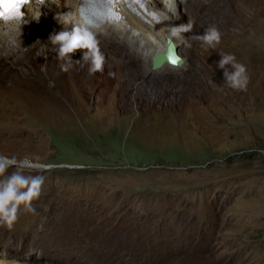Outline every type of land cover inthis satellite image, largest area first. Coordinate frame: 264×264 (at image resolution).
<instances>
[{
    "label": "rangeland",
    "instance_id": "1",
    "mask_svg": "<svg viewBox=\"0 0 264 264\" xmlns=\"http://www.w3.org/2000/svg\"><path fill=\"white\" fill-rule=\"evenodd\" d=\"M156 1L175 26L192 24L186 39L212 16L221 42L179 43L182 67L157 71L141 37L117 25L95 32L105 63L90 74L87 50L61 71L44 34L26 73L0 81V154L45 178L36 212L0 227V260L264 264V0ZM45 13L22 21L71 30ZM219 52L246 66V90L224 85Z\"/></svg>",
    "mask_w": 264,
    "mask_h": 264
},
{
    "label": "clouds",
    "instance_id": "2",
    "mask_svg": "<svg viewBox=\"0 0 264 264\" xmlns=\"http://www.w3.org/2000/svg\"><path fill=\"white\" fill-rule=\"evenodd\" d=\"M165 2L166 5L171 6L175 5L176 0H165ZM13 8L12 0H0V9L3 10L0 14L7 15ZM151 11L157 13V15L159 14L158 10ZM59 21L64 25L69 23L66 17L60 18ZM192 27L191 23L186 26L173 27L170 38H175L185 46H190L186 44L188 40L198 41L202 47L212 50H215L221 42L222 33L214 25L208 26L202 35L193 34L187 39L181 35V33L192 32ZM10 30L7 25L0 26V35H6ZM8 42L13 49L23 52L26 48L23 42V30L17 31L15 35L10 37ZM48 42L56 48L55 59L64 61L59 65L61 71L68 72L75 63H81L80 61L74 62L72 55L77 50H87L83 54V62H90L89 73L103 72L105 57L99 47L100 41L97 39V34L86 25L73 23L71 30H64L50 35ZM219 53L221 59L217 62V66L223 70L226 81L224 85L237 91L246 90L249 83L246 66L237 62L236 57L232 54ZM181 59L174 51V54L170 56V63L173 67H176L181 63ZM33 167H36V165L26 158L18 160L15 156L9 157L0 154V227L11 230L18 221L21 210L25 213L34 214L36 212L34 201L39 200L42 195L45 178L43 175L25 174V169ZM10 168L14 170L9 172ZM0 264L13 263L10 260H0Z\"/></svg>",
    "mask_w": 264,
    "mask_h": 264
},
{
    "label": "bare ground",
    "instance_id": "3",
    "mask_svg": "<svg viewBox=\"0 0 264 264\" xmlns=\"http://www.w3.org/2000/svg\"><path fill=\"white\" fill-rule=\"evenodd\" d=\"M145 1H146V10L147 11L144 12V11L140 10V12H141L140 15L133 13V12H128L127 18L124 21L106 22L105 24H102L99 27L86 24V23L82 22L80 20V18H78L77 14H76L77 6H78V0H58V2H60V3L63 2L65 4L64 5L65 8L68 10L67 11L65 9L66 12L63 11L64 13L62 12V14L57 13V11H58L57 6L56 7L53 6V2H51L50 0H44V4H46L49 7V9H45V7L42 6L43 4L36 6L39 13L35 15V18L42 20L41 16H43V14L45 15V17L48 16L45 13L46 11H48V12L53 11L54 13H57V15L59 16V18L56 17L58 26H62V27L63 26L64 27L71 26L72 27L73 23L83 24V25H86L89 29H91L94 32H99L102 29L107 30L109 28H114L117 25L118 26L122 25L123 29L126 30L125 35H130V33L132 32L133 34H137L141 37V40L143 41L145 47H147V49H146L147 54H145V56H146L145 60L148 62H150V61L152 62V57L154 54L161 52V51H164L166 49L167 37H170V34L173 31V27H177V26H175V23L172 22L173 21L172 19L171 20L169 19L168 14H165L164 12L160 11L159 9L151 7L148 4V2H149L152 5H154L157 3L156 0H145ZM163 1H164L163 2L164 5H166L165 0H163ZM168 6L169 5H167V7ZM177 6H179V0H176L175 5H171L169 7H171V10L174 11L177 9ZM69 10H72V11L70 12ZM151 10H158L159 19H157L156 17H154L153 15L150 14ZM208 12H210V11H207L206 13H208ZM49 17H50V15H49ZM64 17H66L67 20L69 21V23H67L66 25L62 24L59 21L60 18H64ZM211 17L208 16L207 18H204L201 21V23L199 24L197 31L194 33H196L197 35H202V34H204V31L208 26H213V24H212L213 19ZM44 20H46V19L44 18ZM26 21H24L20 24H18V22L10 23V24H4V23L0 22V26L7 25L11 29L8 34L0 35V81H4L7 83L14 76H16L18 73H21L23 71L22 66H24L26 64V62L31 59L32 54L35 53V50H33L34 44L37 41H41L42 36L44 34H48L49 36L54 34V32L52 30L44 32V33L43 32L40 33L41 29L44 26L42 24L40 25L39 23L34 25L31 22L30 26L27 27V25L29 24V20H26ZM27 29L29 31H30V29H33V32H32V30H31V32L37 34L36 36H38V37L40 34V38L35 37V36H34V38H30L31 36L33 37V35L29 34L27 32ZM19 30H23L24 46L27 45V48H25L23 50V52H21L20 50H18L16 52V50H14L8 42L10 37L15 35L16 32ZM112 30H114V29H112ZM24 34H26L29 37H26ZM49 36H48V38H49ZM172 39H174L176 44L179 45V42L177 40H175V38H172ZM113 40H114L115 44L118 46L122 44V42H120L117 38H115ZM47 44H48V40H47L46 45ZM166 66L170 67L172 70H174V69L176 70L177 68L182 67V66L173 67L170 63H165L164 66H162L161 68H158L156 70L160 71L161 69H163ZM22 73H26V70H24ZM147 74H149V73H147ZM37 166H39V165H37ZM1 260L7 261V259L6 260L1 259ZM12 263L17 264L15 261H12Z\"/></svg>",
    "mask_w": 264,
    "mask_h": 264
},
{
    "label": "snow or ice",
    "instance_id": "4",
    "mask_svg": "<svg viewBox=\"0 0 264 264\" xmlns=\"http://www.w3.org/2000/svg\"><path fill=\"white\" fill-rule=\"evenodd\" d=\"M12 2L14 5L13 10L7 15L0 14V20L9 22V21L20 20L23 18V14H24L23 9H24V6L28 3V0H12ZM102 2L107 3L108 5H114V4L122 2V0H102ZM140 2L143 3L144 0H140ZM2 11L3 10L0 9V12ZM152 15L156 17L157 19H159L157 13H152ZM106 18L109 22L113 20L120 21L123 19L119 14H116L111 11L107 14ZM88 22L91 23L90 21ZM169 59H170V56H169Z\"/></svg>",
    "mask_w": 264,
    "mask_h": 264
},
{
    "label": "water",
    "instance_id": "5",
    "mask_svg": "<svg viewBox=\"0 0 264 264\" xmlns=\"http://www.w3.org/2000/svg\"><path fill=\"white\" fill-rule=\"evenodd\" d=\"M166 43V49L164 51L154 54L152 57V66L155 69L161 68L162 66H164L165 63H170L169 56H172L174 54V51L177 55L182 58L181 63L179 65H183L185 63V57L180 52L179 46L176 44L174 39L167 37ZM175 44L177 45L176 47Z\"/></svg>",
    "mask_w": 264,
    "mask_h": 264
}]
</instances>
